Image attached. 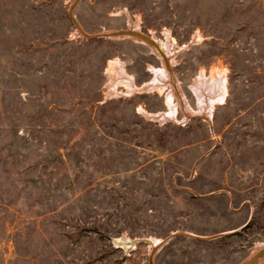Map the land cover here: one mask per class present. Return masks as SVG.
<instances>
[{
  "label": "rangeland",
  "instance_id": "obj_1",
  "mask_svg": "<svg viewBox=\"0 0 264 264\" xmlns=\"http://www.w3.org/2000/svg\"><path fill=\"white\" fill-rule=\"evenodd\" d=\"M129 20L175 42L184 107L225 72L212 115H145L170 84L109 94L111 60L139 86L164 64L97 36ZM263 242L264 0H0V264H238Z\"/></svg>",
  "mask_w": 264,
  "mask_h": 264
},
{
  "label": "bare ground",
  "instance_id": "obj_2",
  "mask_svg": "<svg viewBox=\"0 0 264 264\" xmlns=\"http://www.w3.org/2000/svg\"><path fill=\"white\" fill-rule=\"evenodd\" d=\"M129 24L130 29L132 30H130V32L126 34L127 37H131L135 41L145 44L146 40L153 46L151 47V49L161 56L164 64L162 67H157L154 65L150 66V69L154 74L153 78L150 79V81H147L142 86H139L134 83L133 76L128 73V71L125 69L124 63L121 62L120 59L116 58L114 60H111L107 68V73L109 75V82L107 84L109 94H115L118 85H124L129 92L134 93L135 91L146 90H159L160 92H165V90H167V85L170 84L171 88L166 93V105L168 109L156 114L151 113L147 110H143L145 115L152 118H158L161 120V122H163V120H168L171 118L177 119L179 106L184 109V111L186 110V117H189V114H202L203 116H205V114L212 115L215 106L224 102L228 93L225 72L220 71L206 76L207 74H205L202 70L195 79V82L191 85V88L194 91L195 96L197 97L198 110L193 109L188 101H184L186 105V107H184V104L178 94L176 98L173 83H171V73L169 67L167 66V59L164 54V52L168 54H174L172 49H174L175 47V42L172 38H170L169 33L166 32V40L158 39L155 35L152 36V39L156 41L155 44L154 41L149 40L144 35L137 32L139 30L138 22H132L131 20H129ZM157 42L162 50L157 47ZM123 238L125 239V237ZM154 241V243L157 244L155 245L157 247L163 243H160L157 239ZM261 244L262 243H258L257 246Z\"/></svg>",
  "mask_w": 264,
  "mask_h": 264
},
{
  "label": "water",
  "instance_id": "obj_3",
  "mask_svg": "<svg viewBox=\"0 0 264 264\" xmlns=\"http://www.w3.org/2000/svg\"><path fill=\"white\" fill-rule=\"evenodd\" d=\"M112 31V32H100L97 34V36H104V37H112V36H119L129 33L130 31ZM172 237H169L171 239ZM166 242V241H165ZM264 263V242L255 247L252 252L249 254V256L243 261L238 264H262Z\"/></svg>",
  "mask_w": 264,
  "mask_h": 264
}]
</instances>
